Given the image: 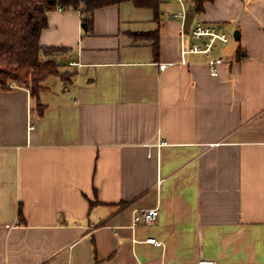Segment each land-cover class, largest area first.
<instances>
[{"label": "crops", "instance_id": "1", "mask_svg": "<svg viewBox=\"0 0 264 264\" xmlns=\"http://www.w3.org/2000/svg\"><path fill=\"white\" fill-rule=\"evenodd\" d=\"M179 7L48 12L40 45L72 75L42 114L0 85V264H264V0L205 2L196 21L240 33L210 53L181 54Z\"/></svg>", "mask_w": 264, "mask_h": 264}, {"label": "trees", "instance_id": "2", "mask_svg": "<svg viewBox=\"0 0 264 264\" xmlns=\"http://www.w3.org/2000/svg\"><path fill=\"white\" fill-rule=\"evenodd\" d=\"M123 1H132L137 7L152 8L155 17L159 18L163 0H0V85L8 89V85L14 83L28 88L37 101L39 114H42L44 105L40 102V95L46 89L43 85L46 79L60 76L70 81L72 75L59 70L60 62L56 55L60 47L40 45V32L47 24L48 12L58 7L81 10L88 26L96 8ZM210 1L194 0L192 8L196 13L202 12L205 2ZM150 36L157 53L158 32H152ZM244 56L246 52L238 47L234 59Z\"/></svg>", "mask_w": 264, "mask_h": 264}, {"label": "built area", "instance_id": "3", "mask_svg": "<svg viewBox=\"0 0 264 264\" xmlns=\"http://www.w3.org/2000/svg\"><path fill=\"white\" fill-rule=\"evenodd\" d=\"M181 1V0H179ZM62 9V7H58ZM188 9V8H187ZM187 9L184 7L175 11L172 17L179 18L181 20V54L185 53H210L219 48L220 45L226 44L233 36V31L225 29L221 23H204L202 21H196L193 18L188 31L183 28V19ZM187 34L189 36H187ZM188 42V43H187ZM227 59L220 55H214L208 59V66L211 75H216L218 72V66L225 62ZM69 64H76L75 61L69 62ZM166 63H161L160 67L164 68ZM12 85V84H10ZM158 215V208H149L136 211L133 215V224H137L141 221L145 223L152 222ZM150 242L160 246L161 241H155V239H147Z\"/></svg>", "mask_w": 264, "mask_h": 264}, {"label": "water", "instance_id": "4", "mask_svg": "<svg viewBox=\"0 0 264 264\" xmlns=\"http://www.w3.org/2000/svg\"><path fill=\"white\" fill-rule=\"evenodd\" d=\"M194 15H195V11H194V9L192 8V7H189L187 10H186V12H185V15H184V19H183V28H184V30L187 32L188 31V29H189V26H190V24H191V22H192V20H193V18H194ZM239 35H240V33H239V31H238V29H235L234 31H233V36H234V38L235 39H238L239 38Z\"/></svg>", "mask_w": 264, "mask_h": 264}, {"label": "rangeland", "instance_id": "5", "mask_svg": "<svg viewBox=\"0 0 264 264\" xmlns=\"http://www.w3.org/2000/svg\"><path fill=\"white\" fill-rule=\"evenodd\" d=\"M176 1H178L179 4H180L179 9L182 8V7H184V9H187V8H189V5L191 4L190 1H192V0H181V1L176 0ZM196 17H195V20H196ZM187 36H189V35L187 34ZM235 41H236L235 38L232 36V38L229 40V42L225 45V50H229L230 49V45H233V43Z\"/></svg>", "mask_w": 264, "mask_h": 264}]
</instances>
